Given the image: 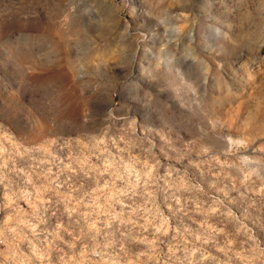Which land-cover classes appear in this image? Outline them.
<instances>
[{
	"label": "rangeland",
	"instance_id": "374dc122",
	"mask_svg": "<svg viewBox=\"0 0 264 264\" xmlns=\"http://www.w3.org/2000/svg\"><path fill=\"white\" fill-rule=\"evenodd\" d=\"M0 264H264V0H0Z\"/></svg>",
	"mask_w": 264,
	"mask_h": 264
}]
</instances>
